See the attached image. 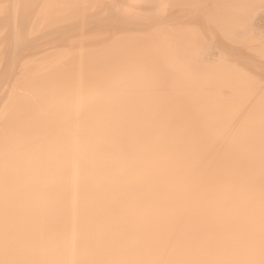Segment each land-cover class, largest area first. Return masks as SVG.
Segmentation results:
<instances>
[{
  "label": "bare ground",
  "instance_id": "6f19581e",
  "mask_svg": "<svg viewBox=\"0 0 264 264\" xmlns=\"http://www.w3.org/2000/svg\"><path fill=\"white\" fill-rule=\"evenodd\" d=\"M0 159V264H264V0H0Z\"/></svg>",
  "mask_w": 264,
  "mask_h": 264
},
{
  "label": "clouds",
  "instance_id": "9594fccd",
  "mask_svg": "<svg viewBox=\"0 0 264 264\" xmlns=\"http://www.w3.org/2000/svg\"><path fill=\"white\" fill-rule=\"evenodd\" d=\"M87 103H95L94 99H89ZM109 135L107 127L99 120L93 122L90 129V141L94 145H105ZM41 159L39 156L20 155L13 162L15 171L14 182L16 185V199L20 211L21 220L24 221L33 204L34 187L42 179L40 174ZM3 169L4 162L0 159V201L3 198ZM21 242L24 240L23 231L21 232Z\"/></svg>",
  "mask_w": 264,
  "mask_h": 264
}]
</instances>
